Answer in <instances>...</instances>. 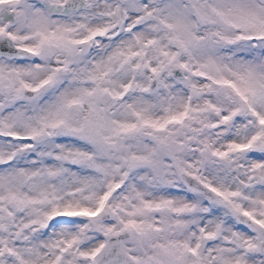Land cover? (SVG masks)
<instances>
[{"label":"snow or ice","instance_id":"1","mask_svg":"<svg viewBox=\"0 0 264 264\" xmlns=\"http://www.w3.org/2000/svg\"><path fill=\"white\" fill-rule=\"evenodd\" d=\"M0 264H264V0H0Z\"/></svg>","mask_w":264,"mask_h":264}]
</instances>
